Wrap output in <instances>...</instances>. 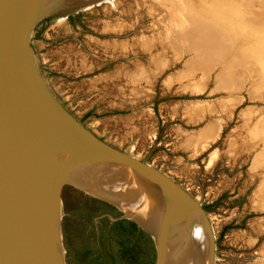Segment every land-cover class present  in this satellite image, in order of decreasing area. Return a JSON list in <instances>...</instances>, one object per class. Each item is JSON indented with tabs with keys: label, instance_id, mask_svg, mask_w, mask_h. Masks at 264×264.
I'll use <instances>...</instances> for the list:
<instances>
[{
	"label": "rangeland",
	"instance_id": "obj_1",
	"mask_svg": "<svg viewBox=\"0 0 264 264\" xmlns=\"http://www.w3.org/2000/svg\"><path fill=\"white\" fill-rule=\"evenodd\" d=\"M261 24L264 0H111L52 12L31 35L38 71L76 121L200 203L215 242L212 264H264ZM85 198L106 203L90 219L75 218L90 240L101 215L125 213L64 182L62 242L67 203L81 212ZM138 227L154 264L153 239ZM38 253L32 263L45 264Z\"/></svg>",
	"mask_w": 264,
	"mask_h": 264
},
{
	"label": "water",
	"instance_id": "obj_2",
	"mask_svg": "<svg viewBox=\"0 0 264 264\" xmlns=\"http://www.w3.org/2000/svg\"><path fill=\"white\" fill-rule=\"evenodd\" d=\"M38 0H0V160L6 164L4 185L17 207L15 200L17 187H12L18 176V151L26 135L29 145L41 142L60 147L64 153L84 160L87 166H117L133 173L137 182L155 195L159 214L156 217L157 232L154 234L137 219L126 212L122 216L105 213L111 221L131 219L146 230L155 246L154 264H167L173 225L177 207L185 208L191 204L206 220L204 209L185 189L169 175L156 167L121 151L108 144L94 133L84 128L57 101L38 71L37 62L30 46L32 32L37 23L46 15L55 11H74L82 7L58 6L40 8ZM100 1L111 0H96ZM25 136V137H24ZM44 163L34 172V206L30 209L28 220L25 215L16 216L14 229V251L11 261L6 264H33V251L39 252L40 260L50 264H67L62 242L60 193L64 182L94 194L90 189L77 182L53 174L54 160L46 155ZM97 168V167H95ZM52 169V170H51ZM52 172V173H51ZM166 194V195H165ZM99 195V194H98ZM167 196H171L173 209L165 206ZM99 198L114 202L99 195ZM186 205V206H185ZM26 208V207H25ZM29 210V208H28ZM178 216V215H177ZM24 217V218H23ZM29 222V226L25 223ZM162 222V224L160 223ZM208 224V222H207ZM211 242V262L213 263L215 242L208 226ZM0 264L2 261H0Z\"/></svg>",
	"mask_w": 264,
	"mask_h": 264
},
{
	"label": "bare ground",
	"instance_id": "obj_3",
	"mask_svg": "<svg viewBox=\"0 0 264 264\" xmlns=\"http://www.w3.org/2000/svg\"><path fill=\"white\" fill-rule=\"evenodd\" d=\"M94 2L96 0L37 1L39 7L43 9L64 5L65 7H87ZM261 26L264 27V24H261ZM29 144V137L26 135L17 155L19 160L16 172L19 174L12 182L13 189L14 186L17 187V193L15 192V200L19 197L17 207L14 203V197L12 199L8 194L5 179H3V175L5 176L6 173V164H3L0 160V261L2 263L6 264L11 261L14 251L15 221L20 216L19 211L23 210L24 207L25 213L23 215L28 220L30 209L34 206V199H32L34 198V194H32L34 187L33 175L41 167L40 163L42 164L44 159L46 160V155L50 156L52 161L54 160L52 171L53 174H57V177L62 175L60 174V171H62L63 177L118 203L129 216L137 219L156 234V220L159 219L156 216H158L160 210L157 199L150 190L142 187L137 182L133 173H128L117 166H112V164L108 168L105 165L89 167L84 160H76L73 155H67L60 147L50 145V143L41 142L37 146ZM85 168L88 169V172ZM164 202L165 206L168 205L167 208L170 211L174 210L171 196H167ZM20 205L22 206L21 210H19ZM175 209L177 210H174L176 212L173 225L174 233L167 264H210V235L208 224L202 214L191 204L185 208L180 206ZM15 216L16 219H14ZM25 223L29 224L28 221H25ZM160 223L162 224L161 221ZM33 263H36L35 260H33ZM45 264L50 263L47 260Z\"/></svg>",
	"mask_w": 264,
	"mask_h": 264
},
{
	"label": "trees",
	"instance_id": "obj_4",
	"mask_svg": "<svg viewBox=\"0 0 264 264\" xmlns=\"http://www.w3.org/2000/svg\"><path fill=\"white\" fill-rule=\"evenodd\" d=\"M82 201L81 212L76 201L67 203L68 214L62 223L63 244L70 264H147V259L154 252L150 237L131 220L111 222L107 217H102L97 233L92 228L90 240L83 227L75 225V218L80 215L90 219L105 211L106 203L91 198Z\"/></svg>",
	"mask_w": 264,
	"mask_h": 264
}]
</instances>
